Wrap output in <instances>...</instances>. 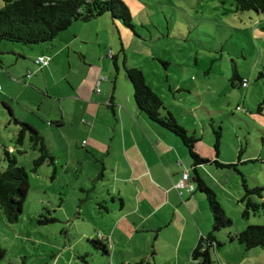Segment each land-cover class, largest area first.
Listing matches in <instances>:
<instances>
[{"label": "rangeland", "instance_id": "obj_1", "mask_svg": "<svg viewBox=\"0 0 264 264\" xmlns=\"http://www.w3.org/2000/svg\"><path fill=\"white\" fill-rule=\"evenodd\" d=\"M120 1L127 7L137 33L115 21L113 36L117 41L106 48V61L113 70L111 77H116L114 85L121 100L132 96V86L121 68L117 75L106 54L117 55L122 47L129 66L141 63L146 84L172 111L177 123H184L188 132L202 139L204 155L209 156L206 145L214 139L213 130L220 131L219 162L235 164L239 173L214 164L199 169L232 222L216 235L222 245L210 249L212 264H264V246L245 250L229 239L248 226L264 225V208L250 212L246 219L240 201L243 175L249 189L263 188L262 198L253 199L264 203V115L256 112L264 99V17L251 11L236 12L231 0ZM105 16L111 19L110 13ZM233 69L246 86L241 88L238 81L232 85ZM112 85L108 83L104 90L112 89ZM176 86L180 91L174 89ZM37 125L43 129L40 122ZM65 134L69 149H61L49 135L45 141L57 159L65 162L68 155L74 164L78 141L70 139V131ZM9 143L22 152L15 155L18 166L28 173L29 186L16 223H6L0 213V247L5 251L0 264H85L83 259L88 264H110L109 256L90 243L101 241L98 236L104 234L102 225L107 215L98 207L103 198H96L98 192H89L87 198V192L79 189L84 183L91 184L88 174L97 177L94 169L74 165L63 170L55 162L54 166L43 164L33 173L32 161L38 154L31 150L28 139L21 146H16L14 139ZM5 168L0 163V171ZM47 211L57 221L38 223L48 216ZM210 230L211 226L206 232ZM120 257L117 248L115 262Z\"/></svg>", "mask_w": 264, "mask_h": 264}, {"label": "crops", "instance_id": "obj_2", "mask_svg": "<svg viewBox=\"0 0 264 264\" xmlns=\"http://www.w3.org/2000/svg\"><path fill=\"white\" fill-rule=\"evenodd\" d=\"M113 26L103 14L74 22L50 43L37 47L0 43V151L15 154L19 150L9 143L19 127L14 119L30 125L44 141L49 135L63 150L69 149L65 133L70 131V139L78 141L74 164L68 155L65 162L57 159L53 148L45 144L63 170L74 165L94 169L97 177L88 174L91 184L84 183L79 189L87 192V198L89 192L103 198L98 207L105 211L107 221L103 219L104 234L98 237L106 246L110 264L115 262L117 248L122 257L115 264H188L199 237L210 232H206L212 223L206 199L196 190L182 142L139 111L132 96L121 100L105 56L106 48L117 41ZM39 56L47 60L42 68L34 64ZM138 68L145 78L141 63ZM105 81L113 83L112 89L104 90ZM174 89L180 91L177 86ZM202 147L200 138L196 144L199 155L220 160L221 149L217 155L214 139L206 145L209 156ZM199 169V177L208 185ZM184 174L193 190L180 194L177 185Z\"/></svg>", "mask_w": 264, "mask_h": 264}, {"label": "trees", "instance_id": "obj_3", "mask_svg": "<svg viewBox=\"0 0 264 264\" xmlns=\"http://www.w3.org/2000/svg\"><path fill=\"white\" fill-rule=\"evenodd\" d=\"M231 1L236 12L251 11L264 17V0ZM105 13H110L113 22H120L137 35L130 13L120 0H0V43L8 42L26 47L50 43L74 22L87 21ZM262 29L264 30V27ZM108 52L106 55L110 58L114 69L118 71L121 68L130 82L136 108L143 112L151 122L176 136L188 153L196 190L205 197L212 221L210 232L205 237H199L192 250L191 258L197 264H212L210 249H218L222 245L217 241L216 235L230 227L232 222L226 217L223 208L217 201L215 192L199 177L197 168L214 164L217 168H232L239 173L236 165L219 162L218 156L216 159L210 160L198 155L196 144L200 141V137H197L195 133L188 132L176 122L160 97L146 84L142 70L127 64L124 49L121 47L115 56L111 52L109 56ZM163 64L168 65L167 63ZM231 81L233 86V83L238 81L240 87H244L243 81L238 77L235 69H233ZM256 112L259 115H264V99L257 105ZM14 122L19 126L14 144L20 146L24 137L27 136L30 147L38 153V156L32 161V172L35 173L43 164L54 166V159L48 151L42 135L27 123L15 119ZM213 134L214 148L218 155L221 133L213 130ZM15 154H22V152L18 150ZM15 154L3 150L0 155V163H4L6 166L4 171H0V213L8 224H14L19 220L29 186L28 173L23 167L18 166ZM240 176L244 191L240 200L244 204L242 217L247 219L250 212L255 214L264 208V203L253 199L262 198L263 188L249 189L243 175ZM188 180L187 175V179L184 181L185 186L182 189L177 187L180 194L182 191L191 192L193 190V186L188 185ZM47 214L48 216L39 220L38 223L44 225L57 221L50 216V212L47 211ZM229 239L232 242L237 241L245 250L261 248L264 246V225L248 226L244 231L233 236L229 235ZM90 243L102 254L109 256L106 246L101 241L92 240ZM4 256L5 251L0 247V261L4 259ZM83 262L88 264L84 259ZM134 264H144V262L140 261Z\"/></svg>", "mask_w": 264, "mask_h": 264}, {"label": "built area", "instance_id": "obj_4", "mask_svg": "<svg viewBox=\"0 0 264 264\" xmlns=\"http://www.w3.org/2000/svg\"><path fill=\"white\" fill-rule=\"evenodd\" d=\"M108 55L110 56V52H108ZM34 64L38 67L41 68L42 66H45L47 64V60L43 57H37L34 61ZM31 75V71L27 72V76L29 77ZM243 86H246L245 81L242 83ZM187 179V174H184L182 176L181 182L177 185L178 189H182L185 186L184 181Z\"/></svg>", "mask_w": 264, "mask_h": 264}]
</instances>
